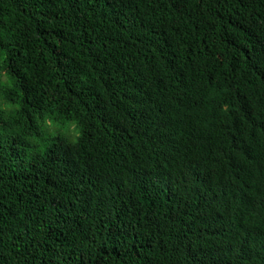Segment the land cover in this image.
<instances>
[{
    "label": "trees",
    "instance_id": "1",
    "mask_svg": "<svg viewBox=\"0 0 264 264\" xmlns=\"http://www.w3.org/2000/svg\"><path fill=\"white\" fill-rule=\"evenodd\" d=\"M0 264H264V0H0Z\"/></svg>",
    "mask_w": 264,
    "mask_h": 264
},
{
    "label": "clouds",
    "instance_id": "2",
    "mask_svg": "<svg viewBox=\"0 0 264 264\" xmlns=\"http://www.w3.org/2000/svg\"><path fill=\"white\" fill-rule=\"evenodd\" d=\"M72 126H73V129H74V136L71 139V143L75 145V144L78 143V140H79L80 136L82 135V133H81V130L76 126L75 123Z\"/></svg>",
    "mask_w": 264,
    "mask_h": 264
}]
</instances>
